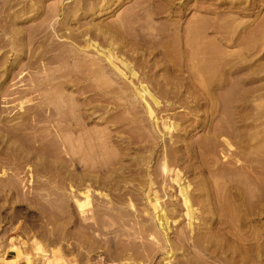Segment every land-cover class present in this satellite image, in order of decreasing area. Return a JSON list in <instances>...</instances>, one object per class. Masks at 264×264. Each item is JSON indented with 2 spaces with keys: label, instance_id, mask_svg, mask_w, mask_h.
I'll return each mask as SVG.
<instances>
[{
  "label": "rangeland",
  "instance_id": "374dc122",
  "mask_svg": "<svg viewBox=\"0 0 264 264\" xmlns=\"http://www.w3.org/2000/svg\"><path fill=\"white\" fill-rule=\"evenodd\" d=\"M0 264H264V0H0Z\"/></svg>",
  "mask_w": 264,
  "mask_h": 264
},
{
  "label": "bare ground",
  "instance_id": "6f19581e",
  "mask_svg": "<svg viewBox=\"0 0 264 264\" xmlns=\"http://www.w3.org/2000/svg\"><path fill=\"white\" fill-rule=\"evenodd\" d=\"M195 39H196V37H195ZM194 44H196V43H194ZM205 60V59H204ZM207 63V62H206ZM209 68H207L206 70H208Z\"/></svg>",
  "mask_w": 264,
  "mask_h": 264
}]
</instances>
